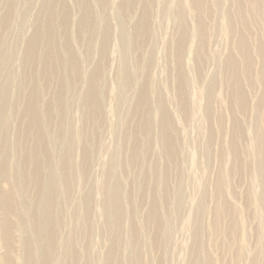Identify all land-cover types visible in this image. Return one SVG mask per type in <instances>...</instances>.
<instances>
[{"label": "rangeland", "instance_id": "rangeland-1", "mask_svg": "<svg viewBox=\"0 0 264 264\" xmlns=\"http://www.w3.org/2000/svg\"><path fill=\"white\" fill-rule=\"evenodd\" d=\"M0 264H264V0H0Z\"/></svg>", "mask_w": 264, "mask_h": 264}]
</instances>
